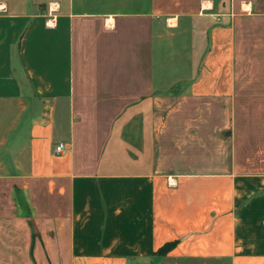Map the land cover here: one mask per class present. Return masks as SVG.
Returning <instances> with one entry per match:
<instances>
[{
	"label": "crops",
	"instance_id": "1",
	"mask_svg": "<svg viewBox=\"0 0 264 264\" xmlns=\"http://www.w3.org/2000/svg\"><path fill=\"white\" fill-rule=\"evenodd\" d=\"M154 256L264 264V0H0V264Z\"/></svg>",
	"mask_w": 264,
	"mask_h": 264
},
{
	"label": "rangeland",
	"instance_id": "2",
	"mask_svg": "<svg viewBox=\"0 0 264 264\" xmlns=\"http://www.w3.org/2000/svg\"><path fill=\"white\" fill-rule=\"evenodd\" d=\"M134 264H225V263H216V262H180V261H174L162 257L154 256L149 259H145L143 261H140V263H134Z\"/></svg>",
	"mask_w": 264,
	"mask_h": 264
},
{
	"label": "built area",
	"instance_id": "3",
	"mask_svg": "<svg viewBox=\"0 0 264 264\" xmlns=\"http://www.w3.org/2000/svg\"><path fill=\"white\" fill-rule=\"evenodd\" d=\"M64 151V147L62 144H57L55 147H54V153L55 154H60L61 152Z\"/></svg>",
	"mask_w": 264,
	"mask_h": 264
},
{
	"label": "trees",
	"instance_id": "4",
	"mask_svg": "<svg viewBox=\"0 0 264 264\" xmlns=\"http://www.w3.org/2000/svg\"><path fill=\"white\" fill-rule=\"evenodd\" d=\"M173 245H166L165 247H163L158 253L160 254V255H164L171 247H172Z\"/></svg>",
	"mask_w": 264,
	"mask_h": 264
}]
</instances>
